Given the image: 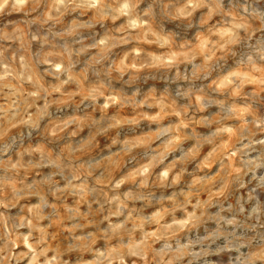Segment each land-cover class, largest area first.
<instances>
[{
  "label": "rangeland",
  "instance_id": "obj_1",
  "mask_svg": "<svg viewBox=\"0 0 264 264\" xmlns=\"http://www.w3.org/2000/svg\"><path fill=\"white\" fill-rule=\"evenodd\" d=\"M0 264H264V0H0Z\"/></svg>",
  "mask_w": 264,
  "mask_h": 264
}]
</instances>
